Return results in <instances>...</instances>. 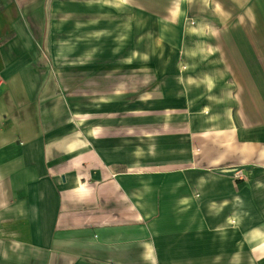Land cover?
I'll use <instances>...</instances> for the list:
<instances>
[{
  "label": "crops",
  "instance_id": "obj_1",
  "mask_svg": "<svg viewBox=\"0 0 264 264\" xmlns=\"http://www.w3.org/2000/svg\"><path fill=\"white\" fill-rule=\"evenodd\" d=\"M0 264H264V0H0Z\"/></svg>",
  "mask_w": 264,
  "mask_h": 264
},
{
  "label": "built area",
  "instance_id": "obj_2",
  "mask_svg": "<svg viewBox=\"0 0 264 264\" xmlns=\"http://www.w3.org/2000/svg\"><path fill=\"white\" fill-rule=\"evenodd\" d=\"M241 176V173L240 174H237V177H240Z\"/></svg>",
  "mask_w": 264,
  "mask_h": 264
}]
</instances>
